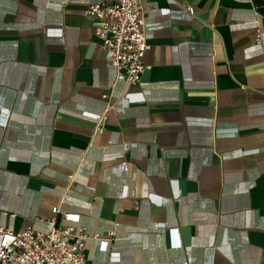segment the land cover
Wrapping results in <instances>:
<instances>
[{"label": "crops", "instance_id": "0c3cea01", "mask_svg": "<svg viewBox=\"0 0 264 264\" xmlns=\"http://www.w3.org/2000/svg\"><path fill=\"white\" fill-rule=\"evenodd\" d=\"M98 1L0 0V227L58 205L84 264H264V0H150L138 83Z\"/></svg>", "mask_w": 264, "mask_h": 264}, {"label": "built area", "instance_id": "2783aa9c", "mask_svg": "<svg viewBox=\"0 0 264 264\" xmlns=\"http://www.w3.org/2000/svg\"><path fill=\"white\" fill-rule=\"evenodd\" d=\"M150 0H100L84 10L94 21L93 34L108 65L115 71L116 80L138 83L140 75L150 65L144 62L147 47L144 33L145 14ZM193 15V8L184 6ZM259 28H255L254 43L261 44ZM105 96V95H104ZM103 116L99 119L101 122ZM178 194H175V197ZM54 216L48 230L26 225L19 230L0 227V264H84L85 233H73V227L57 221L59 206L51 207ZM62 220L75 221L77 214L61 213ZM106 239H98L105 249Z\"/></svg>", "mask_w": 264, "mask_h": 264}]
</instances>
